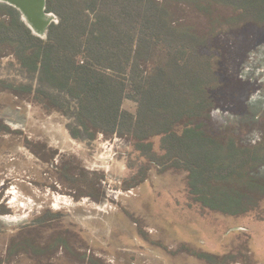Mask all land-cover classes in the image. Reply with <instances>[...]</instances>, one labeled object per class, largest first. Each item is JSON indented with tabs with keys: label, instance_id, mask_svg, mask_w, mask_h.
<instances>
[{
	"label": "rangeland",
	"instance_id": "obj_1",
	"mask_svg": "<svg viewBox=\"0 0 264 264\" xmlns=\"http://www.w3.org/2000/svg\"><path fill=\"white\" fill-rule=\"evenodd\" d=\"M173 11L197 35L211 28L191 9ZM212 33L203 53L219 87L207 126L254 147L264 139V28ZM0 80V264H264V199L246 216L212 212L189 194L185 171L155 166L126 190L148 165L129 137L73 140L66 118L14 92L26 80L9 52L0 56ZM122 109L134 114L136 105L126 99ZM150 142L161 155L160 138ZM255 175L264 179V164Z\"/></svg>",
	"mask_w": 264,
	"mask_h": 264
},
{
	"label": "trees",
	"instance_id": "obj_2",
	"mask_svg": "<svg viewBox=\"0 0 264 264\" xmlns=\"http://www.w3.org/2000/svg\"><path fill=\"white\" fill-rule=\"evenodd\" d=\"M183 7L209 18L208 33L178 22L173 9ZM218 9L233 15L221 21L213 15ZM45 12L57 22L42 39L17 9L0 4V56L13 55L26 80L11 86L14 92L66 118L73 140L129 137L148 165L125 181L126 190L155 166L185 171L189 194L212 212L237 217L259 208L264 179L255 171L264 164V139L245 147L229 132H211L219 77L203 50L214 28H264V0H45ZM126 99L135 103L134 114L122 109Z\"/></svg>",
	"mask_w": 264,
	"mask_h": 264
},
{
	"label": "water",
	"instance_id": "obj_3",
	"mask_svg": "<svg viewBox=\"0 0 264 264\" xmlns=\"http://www.w3.org/2000/svg\"><path fill=\"white\" fill-rule=\"evenodd\" d=\"M15 5L10 4L7 1H2L9 6L14 7L20 13L21 20L25 23V25L29 28V30L37 37L44 38L47 32V28L51 23H56L57 20L52 13L45 12V0H13ZM17 4V5H16ZM37 7H40V13L37 12L38 15H35L37 11ZM33 11V12H32ZM50 16L49 21H42L45 16ZM37 16V17H36Z\"/></svg>",
	"mask_w": 264,
	"mask_h": 264
},
{
	"label": "bare ground",
	"instance_id": "obj_4",
	"mask_svg": "<svg viewBox=\"0 0 264 264\" xmlns=\"http://www.w3.org/2000/svg\"><path fill=\"white\" fill-rule=\"evenodd\" d=\"M4 1H7V2H9V3L12 4V5L14 4V1H13V0H4ZM16 5H17V4H16ZM36 10H37V11L35 12L34 16H35V15H38L37 12L40 13V7H37ZM32 12H33V11H32ZM36 17H37V16H36ZM45 17H46V18H44V22L49 21L50 18H51L49 15H48V16H45ZM42 21H43V19H42Z\"/></svg>",
	"mask_w": 264,
	"mask_h": 264
},
{
	"label": "flooded vegetation",
	"instance_id": "obj_5",
	"mask_svg": "<svg viewBox=\"0 0 264 264\" xmlns=\"http://www.w3.org/2000/svg\"><path fill=\"white\" fill-rule=\"evenodd\" d=\"M3 1V0H2ZM13 5H15V4H13ZM44 21V20H43Z\"/></svg>",
	"mask_w": 264,
	"mask_h": 264
}]
</instances>
